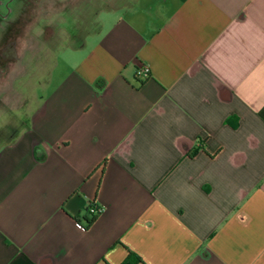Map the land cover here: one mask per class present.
Returning <instances> with one entry per match:
<instances>
[{"label":"crops","instance_id":"0c3cea01","mask_svg":"<svg viewBox=\"0 0 264 264\" xmlns=\"http://www.w3.org/2000/svg\"><path fill=\"white\" fill-rule=\"evenodd\" d=\"M110 1L0 148V264H264V0Z\"/></svg>","mask_w":264,"mask_h":264},{"label":"rangeland","instance_id":"374dc122","mask_svg":"<svg viewBox=\"0 0 264 264\" xmlns=\"http://www.w3.org/2000/svg\"><path fill=\"white\" fill-rule=\"evenodd\" d=\"M0 148L26 126L39 99L69 64L72 47L91 40L110 0H0ZM7 4L10 5L9 14ZM8 15L2 19V15Z\"/></svg>","mask_w":264,"mask_h":264},{"label":"trees","instance_id":"16d2710c","mask_svg":"<svg viewBox=\"0 0 264 264\" xmlns=\"http://www.w3.org/2000/svg\"><path fill=\"white\" fill-rule=\"evenodd\" d=\"M227 123L232 127L236 128L238 126V119L237 118H232L227 121ZM198 148L194 149L189 155L190 157H193L197 154ZM94 207H90L87 210V213H89V216H84V218H76L75 220L79 223H83L85 228H89L97 219L98 215L100 214L99 212H91V209ZM97 210V208H95ZM142 259L135 254L132 251H129L128 256L126 259L123 261L122 264H141Z\"/></svg>","mask_w":264,"mask_h":264},{"label":"flooded vegetation","instance_id":"af4514ba","mask_svg":"<svg viewBox=\"0 0 264 264\" xmlns=\"http://www.w3.org/2000/svg\"><path fill=\"white\" fill-rule=\"evenodd\" d=\"M0 6H3V3L0 2ZM7 9H8V12L9 14L11 13V8H10V5L7 4ZM8 15H2V19L3 18H7ZM16 41H11L9 42L2 50L1 52V56L3 58H7L9 57L10 55L12 56H16Z\"/></svg>","mask_w":264,"mask_h":264},{"label":"built area","instance_id":"2783aa9c","mask_svg":"<svg viewBox=\"0 0 264 264\" xmlns=\"http://www.w3.org/2000/svg\"><path fill=\"white\" fill-rule=\"evenodd\" d=\"M150 74H151V71H150V68L148 66L140 67L136 72L137 77L141 78V79L148 78L150 76ZM96 211L101 213L103 210L101 208H97V210L95 208L91 209V212H96Z\"/></svg>","mask_w":264,"mask_h":264}]
</instances>
